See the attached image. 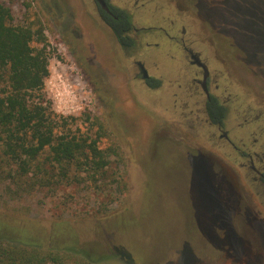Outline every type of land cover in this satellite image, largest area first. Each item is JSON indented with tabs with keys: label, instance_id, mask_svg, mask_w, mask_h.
Instances as JSON below:
<instances>
[{
	"label": "rangeland",
	"instance_id": "1",
	"mask_svg": "<svg viewBox=\"0 0 264 264\" xmlns=\"http://www.w3.org/2000/svg\"><path fill=\"white\" fill-rule=\"evenodd\" d=\"M144 2L133 19L135 27L160 26L174 35L173 28L184 24L186 41L204 58L210 55L214 72L222 70L217 60H226L223 68L232 77L229 82L219 78V84L239 95L235 123L249 124L259 114L264 123V0ZM0 3L10 9L14 25L44 29L49 64L44 93L57 130L99 136L101 148L117 151L95 183L83 172L78 181L24 191L1 184L0 221L11 228L26 223L31 235L42 238L56 224H66L79 247L105 258L104 264H239L248 259L264 264V221L247 223L249 214L227 172L189 153L204 128H189L191 101L183 111L180 100L174 106L175 88H168L172 78L163 79L161 97L143 86L135 64L142 53L126 52L92 13L89 0ZM58 3L68 18L60 17ZM132 37L168 42L146 33ZM157 56L162 65L170 64L165 55ZM157 66L147 63L152 75L163 76ZM257 211L264 219V205ZM230 233L232 241L257 236V246L250 241L237 252L232 243L221 244Z\"/></svg>",
	"mask_w": 264,
	"mask_h": 264
},
{
	"label": "trees",
	"instance_id": "2",
	"mask_svg": "<svg viewBox=\"0 0 264 264\" xmlns=\"http://www.w3.org/2000/svg\"><path fill=\"white\" fill-rule=\"evenodd\" d=\"M109 25L117 41L129 46L131 38ZM123 26L128 30V24ZM47 46L41 25H14L10 9L0 3V185L9 183L22 191L78 181L83 172L95 183L111 156L117 155L114 147L99 146V136L57 130L44 93L49 76ZM3 222L0 264H104L105 258H95L79 247L77 235L66 224H56L42 238L31 235L26 223L11 228Z\"/></svg>",
	"mask_w": 264,
	"mask_h": 264
},
{
	"label": "flooded vegetation",
	"instance_id": "3",
	"mask_svg": "<svg viewBox=\"0 0 264 264\" xmlns=\"http://www.w3.org/2000/svg\"><path fill=\"white\" fill-rule=\"evenodd\" d=\"M89 1L92 5V13L104 28L113 33L111 25H109L111 23L122 30V35L131 38L129 46L124 47L119 43L126 52L139 51L142 53V59L136 60L135 64L138 67L136 77L143 83V86L156 91L161 97L165 91L163 79L170 77L172 79L168 80V88H175L171 94L174 106H177L178 100H180L178 108L183 111L190 107L189 102L191 101L190 104L193 108L189 110V128H195V125L200 124L204 129L201 131L200 143L193 145L195 151H189V153L193 156L197 155L209 165L217 167L221 174L227 172L224 175L231 178L236 190L235 194L238 199L244 202V211L249 214L245 218L247 223L255 225L259 221H264L259 218L260 212L257 211V206L261 208L264 205V123L261 122V114L253 116V120L249 124L235 123L236 114L241 112L239 95L229 93L230 86L222 88L219 84V78L229 82L228 77H232L226 73L228 70L223 68L222 63L226 60L218 59L222 70L220 73L214 72L210 65V55L208 58H204L201 51L186 41L184 24L173 28L175 29L173 30L174 35H170L168 30L160 26L135 27L133 19L137 17L135 16L137 12L144 9V0L141 4H139L140 0H133L131 6L127 4L130 0L127 2L123 0L125 6L119 4L118 0H103L104 5L98 0ZM173 7L172 12L175 13L176 8ZM57 8L63 9V6L58 3ZM178 8L183 10L181 7ZM50 12L56 14L54 9H50ZM182 12L185 15L188 13L187 10ZM195 13L199 14L198 11ZM60 17L68 18L64 9ZM179 17L187 18L188 16ZM190 17L191 15L188 18ZM124 23L128 24L126 31L123 29ZM141 33L152 34L157 38L168 40V42L161 43L159 41L151 44L132 37V34L139 35ZM154 53L165 55L170 64L162 65L158 60V54ZM147 63L158 65L157 67L162 69L164 75H152L147 68ZM143 70L148 75L145 79ZM231 83L235 85V81ZM185 98L188 101L184 100ZM244 121L246 122V119ZM187 148L189 149L191 146ZM227 229L231 232L230 228ZM251 239L250 241L256 247L258 237L253 236ZM250 241L245 242L238 238H234L232 241L230 233V235L222 237L221 244L231 245L232 243L233 248H237V252H240L239 249H243L242 252H244ZM239 264H252V261L248 259Z\"/></svg>",
	"mask_w": 264,
	"mask_h": 264
},
{
	"label": "water",
	"instance_id": "4",
	"mask_svg": "<svg viewBox=\"0 0 264 264\" xmlns=\"http://www.w3.org/2000/svg\"><path fill=\"white\" fill-rule=\"evenodd\" d=\"M102 5H104V1L103 0H98ZM142 73H143V78L145 79V78H147V74H146V71H142Z\"/></svg>",
	"mask_w": 264,
	"mask_h": 264
}]
</instances>
